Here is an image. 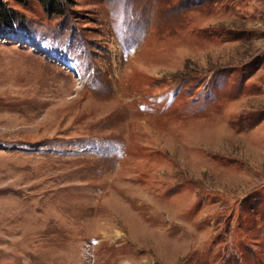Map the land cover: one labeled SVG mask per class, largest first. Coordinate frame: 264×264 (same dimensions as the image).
I'll return each instance as SVG.
<instances>
[{"label":"rangeland","instance_id":"obj_1","mask_svg":"<svg viewBox=\"0 0 264 264\" xmlns=\"http://www.w3.org/2000/svg\"><path fill=\"white\" fill-rule=\"evenodd\" d=\"M0 0V264H264V0Z\"/></svg>","mask_w":264,"mask_h":264},{"label":"trees","instance_id":"obj_2","mask_svg":"<svg viewBox=\"0 0 264 264\" xmlns=\"http://www.w3.org/2000/svg\"><path fill=\"white\" fill-rule=\"evenodd\" d=\"M21 2L22 0H17ZM55 0H48V5H52ZM53 6V5H52ZM14 19L13 12L11 10H8L2 6H0V27H5L8 25L12 20Z\"/></svg>","mask_w":264,"mask_h":264}]
</instances>
